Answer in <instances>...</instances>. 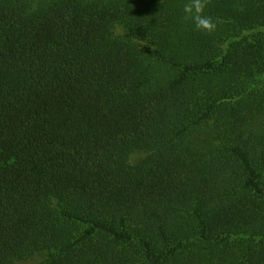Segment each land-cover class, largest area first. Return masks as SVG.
<instances>
[{
    "label": "trees",
    "instance_id": "16d2710c",
    "mask_svg": "<svg viewBox=\"0 0 264 264\" xmlns=\"http://www.w3.org/2000/svg\"><path fill=\"white\" fill-rule=\"evenodd\" d=\"M187 2L0 0V264H264V0Z\"/></svg>",
    "mask_w": 264,
    "mask_h": 264
},
{
    "label": "clouds",
    "instance_id": "9594fccd",
    "mask_svg": "<svg viewBox=\"0 0 264 264\" xmlns=\"http://www.w3.org/2000/svg\"><path fill=\"white\" fill-rule=\"evenodd\" d=\"M209 0H188L184 4L185 20L191 21L195 30L208 34L216 30V23L210 16L205 15V8Z\"/></svg>",
    "mask_w": 264,
    "mask_h": 264
},
{
    "label": "rangeland",
    "instance_id": "374dc122",
    "mask_svg": "<svg viewBox=\"0 0 264 264\" xmlns=\"http://www.w3.org/2000/svg\"><path fill=\"white\" fill-rule=\"evenodd\" d=\"M142 155H140V156H137L136 158H134L133 160H132V163H134V162H138L139 160H141L142 159Z\"/></svg>",
    "mask_w": 264,
    "mask_h": 264
}]
</instances>
